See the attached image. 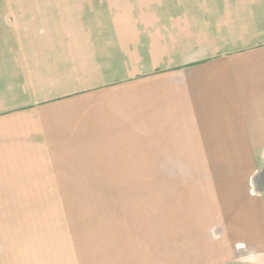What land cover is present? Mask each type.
<instances>
[{
  "label": "rangeland",
  "instance_id": "1",
  "mask_svg": "<svg viewBox=\"0 0 264 264\" xmlns=\"http://www.w3.org/2000/svg\"><path fill=\"white\" fill-rule=\"evenodd\" d=\"M72 1L55 0L63 4ZM75 1L78 6L84 3L85 8L95 4V0ZM177 2L174 0L173 3ZM51 4L52 0H0V25L4 21L22 20L24 23L33 18H42L49 23L47 27L40 24L29 28L34 41L41 38V44L28 45L27 49L13 45L12 59L1 54L0 78L6 75L10 83V79H15L14 75L20 74L15 69L20 63L42 68L36 74L31 72L32 69L26 70L28 85L20 87L21 91L24 87L28 92L39 90L28 93L27 111H42L51 117L64 113L65 116L70 106L75 116L82 117V120L76 119L74 127L87 129L85 135L91 139L99 137L97 130L104 124L99 123L100 118L105 120V114L112 120V126L119 127L115 123L117 119H126L133 113L130 104H112L120 100L117 93L124 94L132 85H147L155 76L210 64L212 58L226 60L227 55L238 52L255 54L251 63L261 69V76L264 75V0H187L189 12L198 6L201 17L196 23L186 22L182 35L178 28L172 31L177 35L170 37L173 45L165 54L146 52L138 44L151 43L145 38L148 36L142 24L148 22L154 27H162L164 14L159 10L143 14L138 6L123 8L121 29H113L110 22L108 27L92 22L84 25L88 31L78 28L76 33L69 31V34L82 36L80 38L86 36L93 42L95 37H108L101 40L99 46L87 44L92 68L87 71L75 68L74 74L71 71L68 74V57L83 64L80 54H73L82 45L64 44L59 49L58 46L51 49L53 46L46 41L51 30ZM36 5L45 7L33 13L31 11H36L33 7H26ZM174 15L173 23L178 25L179 15L173 12ZM179 36H187V41L180 42L183 37ZM191 41L196 45H191ZM114 42H121L125 53L119 51L120 45L116 51ZM136 46L138 53H131V56L126 49ZM96 64L101 67L96 68ZM58 71L61 72L59 84H38L43 80L45 83L51 72ZM10 84L1 80L0 96L3 98L8 97L7 92H16V85ZM51 87L55 91L49 92ZM99 98L111 103L96 104ZM68 100H86L90 104H59ZM259 105L263 118L259 120L263 123L264 104ZM254 106H251L252 113L256 112ZM88 118L91 125H82ZM252 118L255 119L254 114ZM55 121H50L49 125L53 130L68 126L66 121H56V124ZM63 133L66 135V132L54 131L58 136ZM69 135L78 139L75 134ZM100 135L106 139L105 144L115 136L110 132ZM60 143L70 154L71 162L77 161L76 164L44 166L45 171L50 169V172L35 175L41 177L39 181L26 182V185H42L39 187L0 188V264H195L197 256L202 254V251H196L197 225L203 227L201 219H204L199 213L201 208L205 213L211 211L213 198L226 186L221 181L231 176L226 169L232 166L233 171V165L238 164L257 166L264 161L263 156L133 158L123 156V150L98 148L96 145L104 143H99L98 139ZM262 143L253 141L252 148L260 147ZM260 148L264 149V144Z\"/></svg>",
  "mask_w": 264,
  "mask_h": 264
},
{
  "label": "crops",
  "instance_id": "2",
  "mask_svg": "<svg viewBox=\"0 0 264 264\" xmlns=\"http://www.w3.org/2000/svg\"><path fill=\"white\" fill-rule=\"evenodd\" d=\"M176 1L178 2L173 3L174 0H95V4L85 8L84 3L78 6L75 0L71 4L56 3L52 0L51 30L46 35V41L53 46L51 49H55L54 46H58L57 49H59V46L64 44L79 43V46L82 45L81 48L73 54H80L79 57L84 59V63H77L74 58L68 57V74L70 71L74 74L75 68L82 71L91 70V58L86 52L87 44L99 46L101 40H106L108 37H95L93 42L85 38L86 36L80 38L82 36L69 34V31L76 33L77 28L88 31L85 29L88 27L84 25L92 22L103 23L105 27H108L110 22L113 29H121L123 8L138 6L142 8L139 11L143 14L156 10L164 14L165 21L162 27L166 30H159L162 27H154L152 23L144 22L142 28L148 36L145 38L151 43L148 42V45L144 44L145 42L138 43L146 52L164 53L173 45L170 37L177 35L173 34V30L178 28L179 35H182L186 29V22L196 23L201 17L200 7L194 6V10L189 12L187 0ZM26 7H33L36 10L31 11L33 13L44 9L45 6ZM173 12L179 15L178 25L173 23L176 20L172 19L176 17L172 16ZM21 21H4V26L0 25V59L1 54L12 59L13 45L25 46L24 48L27 49L28 45L42 43L41 38L38 37L37 42L34 41L35 37L29 28L38 27L40 24L47 27L48 22L42 18H33L24 23ZM20 22L25 26L23 27ZM179 38L180 42L187 41V36H179ZM190 44L196 45L193 41ZM113 45L116 51H118L117 46L120 45L119 51L125 53L121 42H114ZM126 50L130 55L138 53L137 46ZM226 57V60L212 58L210 64L197 66L194 69L174 70L155 76L148 81L147 85H132L130 89L124 91L126 95L117 93L120 100L112 104H130L129 108L133 110V113L126 116V119L123 117L117 119L115 123L119 124V127L112 126L113 122L106 114L105 120L100 118L99 123L104 122V124L97 131L101 133L99 132V137L92 139H98L99 143H104L96 146L105 150H123L125 151L123 156L126 154V157L133 158L157 155L160 157H264V149L260 148L264 143L259 144L260 147L252 148L253 141L264 142V121L262 123L259 120L262 118L260 113L262 109L259 104H264V75L261 76V73L259 74L261 69L251 63L253 60L251 57H255V54L238 52ZM19 60L22 62V57ZM95 66L101 67L100 64ZM15 69L20 74L14 75L15 79H10V83L15 84L14 87H17L18 91L5 93L9 94L5 98L0 96V188L39 187L42 185H26V182L39 181L41 177L35 175L50 172V169L45 171L44 166L77 163V161L71 162L70 154L64 151L62 148L64 145H61L60 141L90 142L92 139L89 136L86 137L87 129L74 127L76 119L82 120V117L75 116V113L70 111V106L65 116L62 113L60 116L51 117L47 116L48 113L37 110L28 112V93L39 90L28 92V88L24 87L25 90L21 91L20 87L28 85L27 71L30 72L32 69L34 71L31 70V72L36 74V71L42 68L30 67L26 63L24 66L20 63ZM22 71L26 72L22 73ZM60 73V71L51 72L49 80L47 78L45 83L43 80V83L38 82V84L43 86L59 84ZM0 79L11 85L8 82V76H1ZM48 91L55 90L51 87V91ZM117 91L121 92L120 88H117ZM101 99L99 98L96 104L111 103ZM59 104L90 103L86 100H68L67 103ZM253 104L255 113L251 112ZM29 114L33 115L29 116ZM53 120L66 121L68 126L67 128L55 127L53 130L49 127L50 121ZM85 120L82 125H91L90 118L87 122ZM77 122L81 123V121ZM54 131L66 132V135L64 133L63 136L54 135ZM106 132L115 135L107 140L109 141L107 144H105L106 139L104 140L100 135ZM145 132H147L146 135ZM70 133L75 134L78 139H74L73 135H69ZM141 141L146 144H141ZM89 156L92 157V154ZM233 166L232 169L235 172L231 170L232 166L226 169L231 176L226 181H221L225 182L223 185L226 184V186L220 189L218 195L220 197L213 198L210 204L211 211L205 213L204 208H201L199 213L204 219H201L203 227L197 225L196 251H202V254L197 256L195 264H264V161L257 166L248 164ZM249 169L252 172L248 171Z\"/></svg>",
  "mask_w": 264,
  "mask_h": 264
}]
</instances>
